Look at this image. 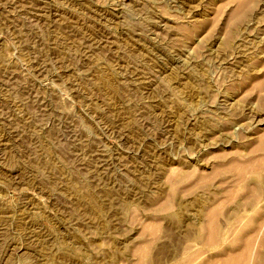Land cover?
I'll use <instances>...</instances> for the list:
<instances>
[{
    "label": "rangeland",
    "instance_id": "1",
    "mask_svg": "<svg viewBox=\"0 0 264 264\" xmlns=\"http://www.w3.org/2000/svg\"><path fill=\"white\" fill-rule=\"evenodd\" d=\"M235 5L0 0V264H175L201 249V206L236 180L210 178L215 153L264 131V86L244 82L264 73V0L242 21Z\"/></svg>",
    "mask_w": 264,
    "mask_h": 264
},
{
    "label": "bare ground",
    "instance_id": "2",
    "mask_svg": "<svg viewBox=\"0 0 264 264\" xmlns=\"http://www.w3.org/2000/svg\"><path fill=\"white\" fill-rule=\"evenodd\" d=\"M252 1L229 0V2L236 4V8L228 12L230 21H242L249 9L248 4ZM227 44L228 42L224 45L226 46ZM261 62V67L263 68L264 60H261ZM244 82H249L252 86L255 85V89L256 87L259 89L264 86V73L261 76H253ZM215 144H209L207 147ZM243 150L244 154L239 153L238 150L215 153L217 163L212 168L210 178H220L228 172H234L236 180L231 184V187L226 188L225 186L221 189L219 193L221 194L220 199H217L212 206H201L202 214L200 213L198 216V227H195L196 229L192 230V232L190 231L191 238L196 244L201 246V249L184 252L175 264H264V131L257 132L255 138L247 142ZM239 156H242L243 159L239 160ZM220 183L226 185L229 182L223 179ZM87 198L88 200L86 201H89V203L93 201L89 195ZM233 198H236V200L234 199V202L229 204ZM165 206L169 208L171 205L166 202ZM96 212L99 215L102 214V210ZM177 213H171L170 217L180 222L181 216ZM223 215L228 217L227 219L223 217L227 221L225 228L222 227L223 224L221 226L219 223V218ZM186 224L190 225L191 223ZM141 229L140 235L144 237L154 229H160V224L155 223L154 226L149 225L148 227L145 225ZM138 251L140 249H137ZM205 253L209 254L203 256ZM140 259L141 261H139ZM140 259L134 264H142V257Z\"/></svg>",
    "mask_w": 264,
    "mask_h": 264
}]
</instances>
